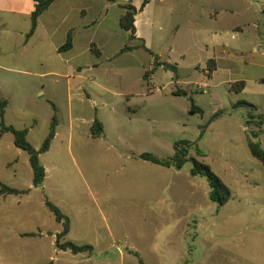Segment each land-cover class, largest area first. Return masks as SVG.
I'll list each match as a JSON object with an SVG mask.
<instances>
[{"label": "rangeland", "instance_id": "rangeland-1", "mask_svg": "<svg viewBox=\"0 0 264 264\" xmlns=\"http://www.w3.org/2000/svg\"><path fill=\"white\" fill-rule=\"evenodd\" d=\"M227 2L208 5L213 20L203 13L201 23L172 16L150 41L153 55L143 49L122 52L135 42L116 30L102 54L96 46L99 53L88 49L76 57L34 50L31 74L0 72L5 82L0 99L12 101L8 120L27 126L35 148L57 118L61 146L43 159L56 161L59 170L48 178L47 189L54 188V176H63L74 197L84 196L83 205L110 209L106 218H97L104 228L113 219L116 237L101 249L113 258L125 255L115 262L97 254L58 255L48 232L59 224L46 205L49 194L36 189L0 200V264H140L133 251L145 264H264V166L249 149L250 138L264 149V0ZM230 7L233 15L226 12ZM210 29L220 38H212ZM176 34L181 46L171 51ZM45 54L55 76L36 75L45 72ZM157 58L177 71L156 67ZM210 58L217 63L212 72ZM241 81L245 88L234 89ZM178 89L186 94H176ZM193 105L203 113H192ZM95 119L106 124L107 138L92 137L89 124ZM180 140L193 142L189 157L209 165L230 188L224 206L210 200L205 177L191 175V161L178 170L140 158L145 153L172 157ZM33 178L28 153L7 133L0 148V183L29 189ZM39 232L43 235L22 236Z\"/></svg>", "mask_w": 264, "mask_h": 264}, {"label": "crops", "instance_id": "crops-1", "mask_svg": "<svg viewBox=\"0 0 264 264\" xmlns=\"http://www.w3.org/2000/svg\"><path fill=\"white\" fill-rule=\"evenodd\" d=\"M144 1L145 0H118V2H110L108 0H55L54 3L40 16L38 27L35 33L28 38L27 35L31 30L32 14L36 9L38 3L37 0H0V72L2 70H7L23 75L31 74L32 72H30V65L35 61V57L34 55L32 56L31 52L35 50L37 54L41 52L47 53L52 49L58 50L59 53H62L59 51V49L66 43L68 34L70 32H73L74 35L73 47L72 49L63 53L76 57L79 55L80 51H86L88 49L92 50V46L95 45L100 50V54H102L103 49H105V47L110 44V40L112 39L113 33L116 32V30L126 32L120 24L121 17L126 12L122 5L126 4H131L139 10L135 17V25L137 30L136 35L138 40L134 41V45L141 43V40H143L146 47L151 51L152 49L150 46V41H152L155 31H164L165 28H163V26L166 24V22H168V20H171L172 16H175L178 22L189 18L191 21L201 23L203 20V13L206 18L211 17V20H213L214 9L210 6L208 7V5L212 3V0H148V3L144 9L140 10ZM244 1L246 2L249 0ZM229 5H231V0H228L227 2V6ZM232 9L233 7H230L226 12H229L230 15H233ZM111 13L114 14L112 18L113 23L115 24L114 27L107 25ZM214 20L216 22L217 16H214ZM177 31H181V24H178ZM208 32L212 38H220L219 34L215 30L212 31L210 29ZM177 35L179 34L175 35V40L171 46V51L177 50L181 46L178 39L179 36ZM58 38L61 39L60 42H58ZM202 43L204 46L208 47V44H206L205 41H202ZM216 43L221 44V41L218 40ZM122 46L123 44L120 46V48ZM223 46L224 48H228V46L225 44ZM143 50L148 52L145 49ZM47 61L48 60L45 54L41 62V66L45 72L42 74L36 73V75H43L46 77H52L56 75V72L52 69L54 67H52L50 64H45ZM4 83V80L0 78V91L2 90ZM11 106L12 101L10 99L6 109L5 122H8V124L13 126L15 125V127L18 129L27 128L25 124L19 125L17 122L8 120L9 114L11 112ZM94 121L95 120L89 124L91 134ZM100 122H102L104 126V135L98 138L103 139L105 136L107 138L106 124L102 120H100ZM57 127L59 126L57 125ZM5 136L6 134L0 139V148H2L3 138ZM58 138L59 132L57 129L56 136L52 142L50 150L40 156L41 163L46 170V178L44 180L43 186L34 187L33 185V187L29 189H19L29 190V192L19 195H1L0 200L6 201L10 196L13 195L29 196L32 192H34V190L42 189L43 192L45 191L44 193H48L50 196L49 198V196L46 194L48 198L46 200H50L55 205H57L70 219L71 228L65 239L78 245H91L94 248L93 253L89 254V252H85L74 254L75 256H92L93 254H97L96 257L100 260L101 257H103V260L101 261L108 262H115L117 261L116 259L125 258V255H119L116 256V258H113L115 257L114 255H111L108 251L101 249L102 246L111 245V242L116 237V226L113 222V219H111V221L106 220L108 221V224L104 228L98 222L97 218L99 214L103 217H105L106 212L110 214V209L101 207L99 205L95 207L83 205L84 196L82 195L80 199L78 197H74L73 193L70 191V186L67 185V181L63 176H61L59 180H57V176H54V188L50 190L47 189V180L53 174V172L55 173L57 170H59V164L54 160H50L48 163H45L43 156L50 153L55 146H61V144L57 143ZM36 147L39 149L38 146ZM127 158H129V155ZM142 160L145 162H150L144 159ZM85 182L89 186L88 182ZM58 190L62 194L58 197H54L50 192H57ZM76 201H81V205H76ZM58 224L59 226H57L52 232H48V234L53 238L56 247L57 235L63 230V225L59 222ZM104 229L105 231H103ZM42 235V232L37 234L22 233V236L36 237ZM57 249L58 255L60 253H66L69 251L60 250L58 247Z\"/></svg>", "mask_w": 264, "mask_h": 264}, {"label": "trees", "instance_id": "trees-1", "mask_svg": "<svg viewBox=\"0 0 264 264\" xmlns=\"http://www.w3.org/2000/svg\"><path fill=\"white\" fill-rule=\"evenodd\" d=\"M55 0H37V6L35 11L32 14V26L31 30L28 33L27 37H31L37 27H38V21L40 16L43 14L44 11H46ZM110 2H118V0H108ZM148 3V0H145L142 4L140 10H143L146 4ZM122 7L126 10L125 14L121 17L120 24L121 27L128 33L129 40L130 41H136L137 35H136V15L139 12V10L131 5L126 4L122 5ZM73 40L74 35L73 32H70L67 37L66 43L59 49L60 52H65L73 47ZM95 45L92 46V50L97 52L95 50ZM145 49L150 54H154L151 50H149L145 42L141 40L140 44L137 45H127L122 49V52L127 51H133L136 49ZM99 53V52H97ZM156 67H163L165 69H170L173 71H177V67L168 63V62H162L159 61L158 58L156 59L155 63ZM217 64L214 59H211L209 61V68L211 69V72L216 70ZM150 76L149 74L145 75V79H148ZM246 86V83L244 81H241L237 84L233 85V88L239 89V91L243 90ZM176 94H186L184 90L178 89L175 91ZM246 105H249L248 103H243ZM8 106L7 100H0V139L7 133H12L14 136V144L17 148L26 151L29 155V161L31 164V167L33 169L34 178H33V185L34 187H42L44 180L46 178V170L43 164L41 163L40 156L43 153H46L50 150L52 142L56 136L57 132V118L56 116L53 117L50 131L48 136L46 137L45 141L43 142L42 146L37 149L35 148L31 142L28 140V132L29 130L27 128L25 129H18L13 125H8L5 122V115H6V109ZM253 110H256V107L253 105H250ZM192 113L201 112L203 113V110L199 107H195L193 105V108L191 110ZM220 113H217L213 116L212 120H214ZM250 120L248 121L249 124ZM92 135L95 138L102 137L104 135V126L102 122H100L98 119H95L93 126H92ZM203 135V132L201 133V136ZM252 137L256 138L257 133L252 132ZM193 142H190L188 140H180L177 141L174 145L175 153L174 156L168 157V158H159L153 154L145 153L140 156L141 159L153 162L155 164L164 166V167H175L178 170H181L184 165L191 161L193 164V167L191 169V175L192 176H202L205 177L209 183L210 186V192H209V198L211 201L217 203L218 207L224 206L230 199H231V190L230 188L216 175V173L211 169V167L195 157H189L190 150L193 148ZM249 149L253 157L258 159L262 162L264 166V149L261 147L260 142H256L249 139ZM199 153H201L200 150H198ZM29 190H19L16 188H12L10 186H7L3 183H0V196L1 195H12V194H26ZM46 205L51 210V212L54 214L55 219L57 222L61 223L63 225V230L60 234L57 235V247L60 250L64 251H71L73 254H80V253H93L94 248L91 245H78L74 242L68 241L65 238L70 232L71 223L68 216H66L62 210L55 205L50 200H46ZM134 254L139 258L140 264H145L144 261L140 258L139 253L133 251Z\"/></svg>", "mask_w": 264, "mask_h": 264}, {"label": "built area", "instance_id": "built-area-1", "mask_svg": "<svg viewBox=\"0 0 264 264\" xmlns=\"http://www.w3.org/2000/svg\"><path fill=\"white\" fill-rule=\"evenodd\" d=\"M198 87H200V88H201V86H199V85H198Z\"/></svg>", "mask_w": 264, "mask_h": 264}]
</instances>
